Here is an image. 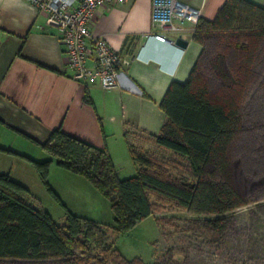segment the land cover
Returning <instances> with one entry per match:
<instances>
[{
    "label": "trees",
    "instance_id": "1",
    "mask_svg": "<svg viewBox=\"0 0 264 264\" xmlns=\"http://www.w3.org/2000/svg\"><path fill=\"white\" fill-rule=\"evenodd\" d=\"M210 35L244 39L229 42L245 52L243 62L230 74L224 71V57H219L214 66L229 92L246 88L255 63L257 39H264V7L248 0H225L213 20H198L193 40L204 47ZM202 55L186 81L169 84L159 104L165 121L158 134L125 130L124 139L136 166L134 175L121 178L106 149L60 128L52 130L40 143L49 158L31 161L43 180L46 182L52 161L63 170L84 176L108 198L114 215L112 225L71 212L64 223H57L48 211L24 199L25 187L21 183L0 173V260L143 264L139 259H125L114 237L127 233L151 215L153 198L197 216H212L198 223L199 230L214 238L224 234L229 225L225 214L248 202L233 184L229 160V149L242 130V97L240 93V99L237 95L223 100L212 96L198 70ZM84 100L91 103L88 94ZM147 140L185 159L187 169L176 176L169 174L163 159L137 148L136 143ZM0 150L11 149L0 146Z\"/></svg>",
    "mask_w": 264,
    "mask_h": 264
},
{
    "label": "crops",
    "instance_id": "2",
    "mask_svg": "<svg viewBox=\"0 0 264 264\" xmlns=\"http://www.w3.org/2000/svg\"><path fill=\"white\" fill-rule=\"evenodd\" d=\"M179 1L200 8L202 19L213 20L225 0ZM248 1L264 7V0ZM151 10L152 0L97 9L91 34L106 39L122 56L118 86L104 90L98 80H73L57 31L46 24V12L27 0H0V132L8 130L40 144L60 128L106 149L121 178L128 177L121 173L136 171L125 130L158 134L165 121L159 104L169 84L186 81L204 49L193 40L196 24L190 21L182 24L180 34L188 41L186 48L155 39L150 35ZM86 94L90 104L84 100ZM0 146L19 151L4 142ZM18 153L27 155L24 150ZM48 158L44 153L32 160ZM0 173L23 183L10 171Z\"/></svg>",
    "mask_w": 264,
    "mask_h": 264
},
{
    "label": "rangeland",
    "instance_id": "3",
    "mask_svg": "<svg viewBox=\"0 0 264 264\" xmlns=\"http://www.w3.org/2000/svg\"><path fill=\"white\" fill-rule=\"evenodd\" d=\"M223 37L206 39L198 70L214 98L242 97L239 106L242 130L229 149V160L233 184L248 202L225 214L229 218L228 228L220 238H214L198 228L202 219L212 216H197L153 198V213L127 233L114 237L116 248L127 260L139 259L143 264H264V39H257L250 82L244 89L229 92L214 65L219 57H224V71L230 74L243 62L245 52L229 42L244 39ZM0 142L27 154L12 149L0 150V171H10L12 176L19 177L25 187V198L48 211L57 223H64L66 214L71 212L103 224H113L114 215L108 198L84 176L63 170L52 161L46 182L43 180L31 161L46 153L40 144L14 137L8 130L0 132ZM136 144L146 155L163 159L173 176L187 169L185 159L160 149L151 140ZM135 173L133 168L121 176ZM0 264L70 263L48 259L0 260Z\"/></svg>",
    "mask_w": 264,
    "mask_h": 264
},
{
    "label": "built area",
    "instance_id": "4",
    "mask_svg": "<svg viewBox=\"0 0 264 264\" xmlns=\"http://www.w3.org/2000/svg\"><path fill=\"white\" fill-rule=\"evenodd\" d=\"M46 12V24L55 28L73 80L87 84L98 80L104 90L118 86L122 56L110 43L91 34L97 9L105 4L132 0H27ZM201 9L179 0H152L150 35L161 42L173 43L169 33L181 36L185 21L197 23Z\"/></svg>",
    "mask_w": 264,
    "mask_h": 264
},
{
    "label": "water",
    "instance_id": "5",
    "mask_svg": "<svg viewBox=\"0 0 264 264\" xmlns=\"http://www.w3.org/2000/svg\"><path fill=\"white\" fill-rule=\"evenodd\" d=\"M173 43L180 48H186L188 45V41L182 38V36L177 37Z\"/></svg>",
    "mask_w": 264,
    "mask_h": 264
}]
</instances>
